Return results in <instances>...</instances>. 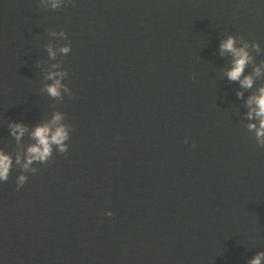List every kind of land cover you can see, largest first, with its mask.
<instances>
[{"label":"water","instance_id":"water-1","mask_svg":"<svg viewBox=\"0 0 264 264\" xmlns=\"http://www.w3.org/2000/svg\"><path fill=\"white\" fill-rule=\"evenodd\" d=\"M229 35L252 73L264 0H0V147L34 142L17 144L11 122L31 130L59 111L74 129L22 188L18 168L0 184L2 264H248L264 251V148L245 107L264 75L250 90L228 81ZM57 63L62 100L43 91Z\"/></svg>","mask_w":264,"mask_h":264},{"label":"clouds","instance_id":"clouds-1","mask_svg":"<svg viewBox=\"0 0 264 264\" xmlns=\"http://www.w3.org/2000/svg\"><path fill=\"white\" fill-rule=\"evenodd\" d=\"M67 2L68 0H44V6L55 10L62 8ZM50 35L60 40H68V35L64 31H51ZM251 47L257 54L260 53L259 44H253ZM219 49L221 56L231 57L230 67L224 72L228 81L238 83L239 87L244 90L254 88L256 78L264 75V62L257 65L252 73H247L248 66L254 63V57L249 51V45L242 43L237 46L236 37L229 35L221 40ZM47 51L51 59L56 58L57 51L52 46H48ZM58 51L61 55L68 56L72 52L71 43L61 45ZM68 75V72L63 70L61 64H52L44 77L46 81H51V83H46L43 91H46L50 97L56 100H62L65 95L71 97L73 95L72 90L64 83ZM237 96L244 99V91H238ZM245 107L247 109L246 119L252 121L247 125V128L254 133L257 145L264 148V86L259 87L255 93L248 95ZM64 121L65 114L57 111L52 114L50 120L37 123L31 130L23 122L9 123V134L15 139L17 144L21 143L26 134L34 142L26 148L15 152L14 155L0 147V184L7 182L13 169L18 168L21 170L16 177V187L19 190L28 181L29 174L34 175L39 172L35 165H47L52 159L54 152L66 154L69 151L68 142L74 129ZM184 143H189L187 137ZM106 215L111 217L113 213L108 211ZM0 264H2V261H0ZM248 264H264V251L257 252Z\"/></svg>","mask_w":264,"mask_h":264}]
</instances>
